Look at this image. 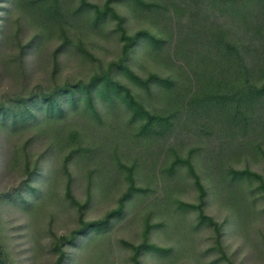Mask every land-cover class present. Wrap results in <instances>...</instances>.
I'll return each mask as SVG.
<instances>
[{
	"label": "rangeland",
	"instance_id": "1",
	"mask_svg": "<svg viewBox=\"0 0 264 264\" xmlns=\"http://www.w3.org/2000/svg\"><path fill=\"white\" fill-rule=\"evenodd\" d=\"M105 1L87 0L79 12L82 0L54 7L53 0H0L2 250L11 264H57L61 251L63 264H134L139 249L140 264H264V136L252 134L238 148L226 144L216 121L184 114L169 134L148 137L129 111L102 97L98 112L68 95L59 111L29 100L58 85L88 83L122 57L117 19L93 23L89 6ZM117 10L129 34L155 28L149 14L121 4ZM173 44L162 58L137 48L131 67L144 77L185 75ZM118 78L153 112L166 113L165 96L151 98ZM19 98L32 110L28 119L3 112L20 109ZM232 168L251 174L231 180ZM104 219L98 230L81 232ZM70 235L76 239L60 250Z\"/></svg>",
	"mask_w": 264,
	"mask_h": 264
},
{
	"label": "trees",
	"instance_id": "2",
	"mask_svg": "<svg viewBox=\"0 0 264 264\" xmlns=\"http://www.w3.org/2000/svg\"><path fill=\"white\" fill-rule=\"evenodd\" d=\"M22 2L25 0H20ZM60 2L53 0V7ZM30 4L27 8L34 9L33 3ZM120 4L133 12L149 14L152 21L155 19V31L142 28L129 34L126 17L117 10ZM84 6H87V0H82L78 11H84ZM53 7H50L49 16L54 15ZM89 7L95 25L106 19H117L122 57L108 70L92 76L88 83L58 85L51 92H40L37 97L34 92L29 98L32 103L45 102L51 109L59 111L63 106L62 98L68 95V99L83 100L90 109L98 112L96 97H102L129 111L132 121L141 122L140 134L148 137L169 134L184 114L216 121L217 128L225 135L226 144L233 142L238 148L246 145L252 134H260L258 138L264 136V0H106L103 5ZM43 14L45 20L46 13ZM59 18L64 33L71 32L74 26H68L69 22ZM81 19L82 22L85 18L81 16ZM172 43L185 75L164 76L152 72L144 77L131 67L130 61L137 48L143 49L147 56L162 58ZM120 75L151 98L165 96L166 113L162 110L153 112L148 102L138 98L134 89L118 78ZM15 102L21 105L20 109L2 107L3 112L13 118L19 115L23 120L31 117L32 110L24 98ZM187 159L200 190L206 193L191 158ZM230 171L231 180L251 174L247 168ZM261 182L264 185L263 179ZM106 222L107 219L90 222L81 232L98 230ZM211 223L217 226L221 237V225L212 218ZM75 239L72 235L62 238L60 250ZM145 245L158 250L152 244ZM61 252L57 264L66 260V253ZM140 252L141 249L136 253L134 264H140ZM0 257L11 264L1 246Z\"/></svg>",
	"mask_w": 264,
	"mask_h": 264
},
{
	"label": "water",
	"instance_id": "3",
	"mask_svg": "<svg viewBox=\"0 0 264 264\" xmlns=\"http://www.w3.org/2000/svg\"><path fill=\"white\" fill-rule=\"evenodd\" d=\"M0 264H7V263L0 257Z\"/></svg>",
	"mask_w": 264,
	"mask_h": 264
}]
</instances>
